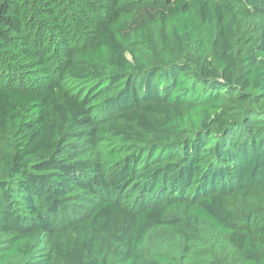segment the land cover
Instances as JSON below:
<instances>
[{
	"label": "trees",
	"instance_id": "obj_1",
	"mask_svg": "<svg viewBox=\"0 0 264 264\" xmlns=\"http://www.w3.org/2000/svg\"><path fill=\"white\" fill-rule=\"evenodd\" d=\"M0 264H264V0H0Z\"/></svg>",
	"mask_w": 264,
	"mask_h": 264
}]
</instances>
